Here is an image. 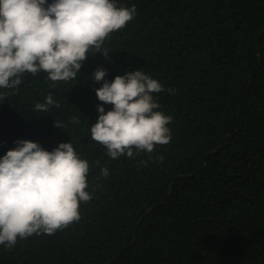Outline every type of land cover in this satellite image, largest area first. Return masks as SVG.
I'll list each match as a JSON object with an SVG mask.
<instances>
[{
  "label": "trees",
  "instance_id": "trees-1",
  "mask_svg": "<svg viewBox=\"0 0 264 264\" xmlns=\"http://www.w3.org/2000/svg\"><path fill=\"white\" fill-rule=\"evenodd\" d=\"M0 264H264V0H0Z\"/></svg>",
  "mask_w": 264,
  "mask_h": 264
}]
</instances>
